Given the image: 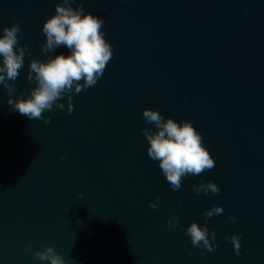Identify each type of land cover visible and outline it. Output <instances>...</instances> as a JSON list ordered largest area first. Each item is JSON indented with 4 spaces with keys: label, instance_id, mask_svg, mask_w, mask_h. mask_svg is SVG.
Listing matches in <instances>:
<instances>
[{
    "label": "water",
    "instance_id": "obj_1",
    "mask_svg": "<svg viewBox=\"0 0 264 264\" xmlns=\"http://www.w3.org/2000/svg\"><path fill=\"white\" fill-rule=\"evenodd\" d=\"M58 2L0 0V35L19 23L28 45L14 99L35 87L31 58L70 54L41 50ZM82 2L105 21L113 56L94 87L72 95L74 111L65 97L44 113L50 124L29 120L0 85V264H48L33 253L49 245L75 264H264V0ZM144 108L192 121L215 167L173 191L147 156ZM201 180L220 193L197 195ZM216 205L224 213L206 219ZM193 221L215 231L212 251L193 247Z\"/></svg>",
    "mask_w": 264,
    "mask_h": 264
},
{
    "label": "clouds",
    "instance_id": "obj_2",
    "mask_svg": "<svg viewBox=\"0 0 264 264\" xmlns=\"http://www.w3.org/2000/svg\"><path fill=\"white\" fill-rule=\"evenodd\" d=\"M76 0H60L55 6V13L48 17L42 26L46 41L41 44L43 53L53 52L58 48H67L69 55L63 53L42 61L31 58L27 81L35 83L30 93L20 92L18 98H13L17 91L15 81L24 67L28 45L20 46L19 35L22 31L19 23L4 27L0 35V85L6 89L7 104L20 115L29 120H42L50 124L51 119L44 115L51 112L53 106L63 110L65 105L59 101L67 97V112L71 114L74 106L72 95L94 87L103 76L107 64L113 56V45L105 39V21L86 12L81 0L76 7ZM247 14V10H245ZM31 56V53H27ZM11 82V83H10ZM142 118L154 128L145 127L141 131L148 142L147 156L158 162L159 169L173 191L182 188L183 180L189 176H201L215 167V159L203 143V137L194 127L192 121L177 122L172 117L165 118L158 109L144 108ZM197 195L219 194L221 189L213 181L201 180L192 186ZM160 197H157L159 200ZM149 207L156 209L158 204L150 202ZM224 209L216 205L203 212L208 219L222 215ZM235 216H229L228 221L235 222ZM169 229L179 225V217L166 221ZM193 247L212 251L217 245L216 233H209L207 224L199 225L193 221L186 228ZM236 255H240L241 236L233 234L225 237ZM31 251L32 246L27 245ZM191 254V253H190ZM203 254V253H202ZM35 259L48 264H75L67 261L53 246H44L33 253Z\"/></svg>",
    "mask_w": 264,
    "mask_h": 264
}]
</instances>
